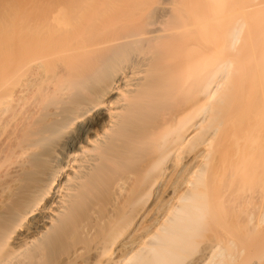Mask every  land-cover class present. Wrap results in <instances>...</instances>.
<instances>
[{
    "label": "bare ground",
    "instance_id": "1",
    "mask_svg": "<svg viewBox=\"0 0 264 264\" xmlns=\"http://www.w3.org/2000/svg\"><path fill=\"white\" fill-rule=\"evenodd\" d=\"M5 4L0 264H264V0Z\"/></svg>",
    "mask_w": 264,
    "mask_h": 264
},
{
    "label": "rangeland",
    "instance_id": "2",
    "mask_svg": "<svg viewBox=\"0 0 264 264\" xmlns=\"http://www.w3.org/2000/svg\"><path fill=\"white\" fill-rule=\"evenodd\" d=\"M0 1L3 2L4 0H0ZM9 1H10V3L12 2V0H8V2H9ZM6 2H7V1H6ZM10 3H9V4H10ZM3 4H5V2L0 4L1 7H2L1 10H2V9L4 10V8L6 9V7L3 8V6H2ZM9 4L7 3V4H5V6H7V5H9ZM9 6H10V5H9ZM8 8H9V7H8ZM3 10H2V11H3ZM4 12H6V11H4ZM2 13H3V12H2ZM2 13H1V14H2ZM240 81H241V80H240ZM238 82H239V80H238ZM238 82H237V83H238ZM244 82H245V81H244ZM242 83H243V82H242ZM246 84H248V82H247ZM237 85H239V84H237ZM243 85H244V84H243ZM241 86H242V85H241ZM241 86H237V88H240ZM245 86H246V85H245ZM249 86L251 87V85H249ZM242 87H244V86H242ZM247 87H248V86H247ZM250 87H249V89H250ZM253 87H254V86H253ZM251 88H252V87H251ZM249 89H248V90H249ZM237 90H239V89H236V91H237ZM240 90H243V88L240 89ZM246 90H247V89L245 88V91H243V93L246 92ZM248 90H247V91H248ZM253 90H254V92H255V89H254V88H253ZM251 91H252V90H251ZM239 92H240V91H238V93H239ZM252 92H253V91H252ZM241 93H242V92H241ZM246 93H247V92H246ZM248 93H249V92H248Z\"/></svg>",
    "mask_w": 264,
    "mask_h": 264
}]
</instances>
